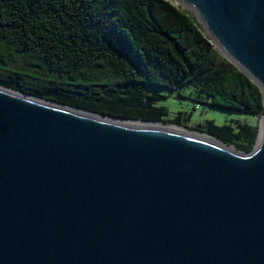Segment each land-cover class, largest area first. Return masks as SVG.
Listing matches in <instances>:
<instances>
[{
	"label": "water",
	"instance_id": "95a60500",
	"mask_svg": "<svg viewBox=\"0 0 264 264\" xmlns=\"http://www.w3.org/2000/svg\"><path fill=\"white\" fill-rule=\"evenodd\" d=\"M173 2L258 87L251 150L0 86V264H264V0Z\"/></svg>",
	"mask_w": 264,
	"mask_h": 264
},
{
	"label": "trees",
	"instance_id": "16d2710c",
	"mask_svg": "<svg viewBox=\"0 0 264 264\" xmlns=\"http://www.w3.org/2000/svg\"><path fill=\"white\" fill-rule=\"evenodd\" d=\"M191 83L206 104L256 116L258 87L213 45L195 16L169 0H0V86L87 112L164 119L159 95ZM184 128L251 150L256 125Z\"/></svg>",
	"mask_w": 264,
	"mask_h": 264
},
{
	"label": "rangeland",
	"instance_id": "374dc122",
	"mask_svg": "<svg viewBox=\"0 0 264 264\" xmlns=\"http://www.w3.org/2000/svg\"><path fill=\"white\" fill-rule=\"evenodd\" d=\"M169 1L173 2V0ZM145 92L154 93L160 96L154 100L153 104L166 109L167 113L163 116L164 119H172L176 115H179L180 122L183 126H194L198 123H203L206 120L213 121L215 125H234L235 123L256 125L258 121L254 115L209 106L206 104L205 98L196 91V88L191 83L184 84L178 90H168L158 86H146ZM183 126L177 127H180L183 131L191 134L198 133L196 131L188 130ZM227 146L233 148L232 145Z\"/></svg>",
	"mask_w": 264,
	"mask_h": 264
},
{
	"label": "bare ground",
	"instance_id": "6f19581e",
	"mask_svg": "<svg viewBox=\"0 0 264 264\" xmlns=\"http://www.w3.org/2000/svg\"><path fill=\"white\" fill-rule=\"evenodd\" d=\"M79 112L87 113V111H85V110H81ZM123 123L126 124V125L135 126V127H147V128L163 129V130L172 131V132H175V133L191 135V136H194V137H198L200 139H204V140H207V141L218 143L215 139L211 138L208 135L199 134V133L191 134V133L183 131L180 127H177V126H174V125H166V124H163L161 122H142V121H131V120H128V121H124ZM225 147L230 149V150H233V148L231 146L225 145Z\"/></svg>",
	"mask_w": 264,
	"mask_h": 264
}]
</instances>
